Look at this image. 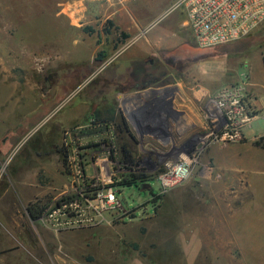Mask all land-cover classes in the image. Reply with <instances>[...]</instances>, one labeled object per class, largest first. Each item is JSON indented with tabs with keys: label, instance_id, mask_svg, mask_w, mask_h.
<instances>
[{
	"label": "rangeland",
	"instance_id": "rangeland-1",
	"mask_svg": "<svg viewBox=\"0 0 264 264\" xmlns=\"http://www.w3.org/2000/svg\"><path fill=\"white\" fill-rule=\"evenodd\" d=\"M175 2L0 0V143L54 99V78L84 74L103 54L128 59L134 48L193 57L184 73L200 111L188 142L168 138L169 129L159 140L146 132L139 166L122 162L112 131L102 152L88 151L83 160L87 139L76 135L91 104L79 103L84 83L63 90L61 106L77 104L60 115L71 125L59 134L50 126L37 137V127L26 128L8 152L0 147V264H264V46L193 48L192 32L181 23L186 12ZM241 83L250 120L238 140L224 144L211 106L219 91ZM69 141L65 161L57 149ZM194 149L190 176L165 186L170 154Z\"/></svg>",
	"mask_w": 264,
	"mask_h": 264
},
{
	"label": "flooded vegetation",
	"instance_id": "flooded-vegetation-1",
	"mask_svg": "<svg viewBox=\"0 0 264 264\" xmlns=\"http://www.w3.org/2000/svg\"><path fill=\"white\" fill-rule=\"evenodd\" d=\"M244 44L246 43L236 42L235 46L236 48H240ZM190 45L198 50L201 48L196 44V42L194 45ZM148 54L149 55L146 54L143 57L129 58L125 60L114 57V59H111L110 61V58L103 54V57L100 59L101 64L91 65L89 68L86 67L84 74H64L59 78L56 75L57 78H54V83L57 93L54 99L49 98L45 101V103L43 101V103L38 106L35 111L31 112L24 120L19 123L18 127L12 128L5 133L0 143V147L3 148V154L14 147L16 142L19 141L21 137L29 133L26 128L34 129L37 127V129H35L33 132V134L37 133V137L50 126H53L59 130V134L61 130L64 129L65 123L67 125H71V121H67V123L64 118L60 117V115L68 108H70L68 110L70 111L71 108L77 104H73L74 100H70L67 101L68 103L66 102L61 106L62 100L57 99V97L62 95L63 90L70 91L72 85H77L76 87H78L79 84L81 85L83 83L84 93L81 95L82 98L79 103L91 104L87 113V122H83L84 125H80L82 129L80 133L76 135L80 138L87 139V143L83 145L82 148H80L85 152V154L83 153V155H80L83 160L84 157L87 156L88 151H93L95 154L102 152V147L108 143V141H104L103 136L104 134H109L110 131H112V136L117 140V151L123 155L122 162H124L125 165H131L132 167L139 166L143 162V160L136 157V154L138 150L141 152L144 149V141L146 140L144 136L146 135V132L149 131V125H153L156 129L160 127L164 133L162 137H156L158 140L160 138H167L166 136L170 133L171 136L168 135V138L170 137V139L173 141H190V139L193 138L195 134L193 137H190L189 133L191 131L197 130L199 125H190L191 123L187 122L186 124L190 125L189 127L181 123L180 125H176V123L173 122L174 118H178V121L179 119L182 120V117L180 116V113H177L179 112L177 109H175V111L173 110L174 108L172 101L169 102L165 100H159L158 103L156 102V104L152 105L148 102L142 103L135 101L133 96L134 92L146 90L150 87H166L173 85L179 79H183V77L187 80L189 75L188 73H184L185 62L192 61L194 58H181L178 56V54L166 55L164 52L161 54ZM182 71L183 73H181ZM122 93L127 95L129 94V96H126ZM119 95L121 99L119 98ZM122 96L128 98V101L123 102ZM246 103L247 99L245 101V107ZM211 107L213 110L217 108L213 106ZM56 109L60 110L58 112L59 117L56 116L58 114L55 112ZM212 109H207V112L210 110L209 114H207V117H211L210 113ZM53 112L55 113V117L51 116L48 118V120L51 118L54 119L48 126L46 125V127H44L46 123L43 120ZM160 114H162V116ZM167 115H170L171 117H168ZM77 127L78 126L75 125L73 127L71 126L66 131V134H71L72 130H75ZM166 129H169L168 131H170L168 134ZM218 129L220 130V133L216 137L220 142V137L223 133L220 128ZM149 144L151 145L152 143ZM71 147L72 142L69 141L68 146L62 145L61 148L57 149L58 152L63 151L65 161H67L68 157L71 155ZM194 150L195 151L191 152L180 151L176 154L171 153L170 156L173 159L170 160L177 162L181 155L188 157L190 160L189 170L191 174L194 164L193 155L198 149ZM111 160L112 162L115 161L113 149L111 150ZM166 163L164 164V169L162 170L167 172L168 168ZM85 165L86 164L84 163L81 164L82 167ZM128 169L131 170V168ZM41 208L42 212H44L48 207L43 206ZM34 210L35 212H38L37 209Z\"/></svg>",
	"mask_w": 264,
	"mask_h": 264
},
{
	"label": "built area",
	"instance_id": "built-area-1",
	"mask_svg": "<svg viewBox=\"0 0 264 264\" xmlns=\"http://www.w3.org/2000/svg\"><path fill=\"white\" fill-rule=\"evenodd\" d=\"M174 7L185 10L183 23L201 48L236 42L256 33L264 24V0H176ZM214 100L218 103L214 121L223 133L220 141L226 144L238 140L250 120L245 107L246 85L225 87ZM189 164L184 155L177 162L167 161L168 171L161 178L163 184L170 187L186 179L190 174ZM177 168L183 171L177 173Z\"/></svg>",
	"mask_w": 264,
	"mask_h": 264
},
{
	"label": "crops",
	"instance_id": "crops-1",
	"mask_svg": "<svg viewBox=\"0 0 264 264\" xmlns=\"http://www.w3.org/2000/svg\"><path fill=\"white\" fill-rule=\"evenodd\" d=\"M186 17L181 20V23L185 21ZM146 49H132L129 52V57L139 58L143 57L146 53ZM129 59V58H128ZM194 75H192V78ZM149 92L148 94H145ZM196 88L191 84V79L187 78L178 80L175 84L166 87H150L146 90L134 92L133 99L142 103L148 102L149 104H156L158 101H172L173 110L177 109V113H180L183 121L191 123V125H199L200 123V111L197 107ZM172 110V111H173ZM162 116V114H160ZM150 131V132H149ZM148 133L155 137H162L164 133L160 129L154 128L153 125H149ZM158 132V133H157ZM163 133V134H162Z\"/></svg>",
	"mask_w": 264,
	"mask_h": 264
},
{
	"label": "trees",
	"instance_id": "trees-1",
	"mask_svg": "<svg viewBox=\"0 0 264 264\" xmlns=\"http://www.w3.org/2000/svg\"><path fill=\"white\" fill-rule=\"evenodd\" d=\"M248 38H246V39L242 38L236 42H243V43L249 44L253 48L264 46V29L261 32L257 33L256 35H253L251 38H249V39ZM236 42H233V43H230V44L224 45V46H229V45L234 44ZM131 177L132 178H142V175H140V176L132 175ZM40 215H41V211H38L37 213L34 212V217H39Z\"/></svg>",
	"mask_w": 264,
	"mask_h": 264
},
{
	"label": "bare ground",
	"instance_id": "bare-ground-1",
	"mask_svg": "<svg viewBox=\"0 0 264 264\" xmlns=\"http://www.w3.org/2000/svg\"><path fill=\"white\" fill-rule=\"evenodd\" d=\"M215 101V100H214ZM216 102V105H217V107H218V103H217V101H215ZM181 171H183V170H180L179 172L178 171H176L177 173H180Z\"/></svg>",
	"mask_w": 264,
	"mask_h": 264
},
{
	"label": "clouds",
	"instance_id": "clouds-1",
	"mask_svg": "<svg viewBox=\"0 0 264 264\" xmlns=\"http://www.w3.org/2000/svg\"><path fill=\"white\" fill-rule=\"evenodd\" d=\"M177 171L179 172L180 171V169L179 168H177ZM186 171V170H185Z\"/></svg>",
	"mask_w": 264,
	"mask_h": 264
}]
</instances>
